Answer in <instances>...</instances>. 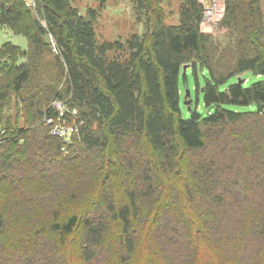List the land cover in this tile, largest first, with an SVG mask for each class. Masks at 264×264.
<instances>
[{"label": "trees", "instance_id": "obj_1", "mask_svg": "<svg viewBox=\"0 0 264 264\" xmlns=\"http://www.w3.org/2000/svg\"><path fill=\"white\" fill-rule=\"evenodd\" d=\"M180 1L169 23L135 0L146 30L99 41L98 9L0 0L28 41L0 48V264H264V79L233 81L264 75L263 0H225V43ZM186 64L205 113L182 101ZM56 100L69 140L46 120Z\"/></svg>", "mask_w": 264, "mask_h": 264}, {"label": "rangeland", "instance_id": "obj_2", "mask_svg": "<svg viewBox=\"0 0 264 264\" xmlns=\"http://www.w3.org/2000/svg\"><path fill=\"white\" fill-rule=\"evenodd\" d=\"M158 6L162 7L166 13V21L169 23H177L178 22V12L181 4L180 0H158ZM211 1V0H210ZM263 9H264V0ZM207 5H209V0L206 1ZM76 6H78L82 11H86L89 7L94 9H98L99 14L95 21V28L97 32V36L99 41L109 40V39H125L131 33L138 32L143 33L146 30L145 25V16L142 12L138 11L136 7L135 0H106L103 4L101 0H75ZM225 4V0H224ZM34 7V6H33ZM34 9V8H33ZM34 12V10L32 11ZM225 12V8H224ZM223 17L214 23L211 21L212 25L210 27L205 28V32L213 34L218 41L221 40L223 43L229 41L230 34L229 31L222 26ZM7 29L1 27L0 25V37H4ZM14 38H21L22 40H26L23 34L16 35ZM0 64L2 66L1 76H8V71H11V66L13 64V60L9 61V59H1ZM188 80L185 82L181 77V87H182V95L183 102L185 101V95L187 90L190 91L191 97L194 99L193 108L197 109L201 113H205L207 108L204 104V94L202 90H196V80L194 73L191 68L187 69ZM200 81L204 82V75L200 73ZM241 77H245L246 80L244 85L249 86L253 82L264 79V75H256L252 72H244ZM239 77L233 79V81H237ZM202 88V87H201ZM26 92L22 93H11V99L9 103L5 105V115L13 116L12 121H15V116L19 113L18 107L16 106L17 102H19L18 97L24 96ZM189 95L187 100L191 98ZM230 108H237L241 110H246L255 107L252 105H228ZM22 114H20L21 116ZM183 115L184 117H190L191 113H189L188 107L183 103ZM18 120V119H17ZM23 123V117L18 120V122Z\"/></svg>", "mask_w": 264, "mask_h": 264}, {"label": "built area", "instance_id": "obj_3", "mask_svg": "<svg viewBox=\"0 0 264 264\" xmlns=\"http://www.w3.org/2000/svg\"><path fill=\"white\" fill-rule=\"evenodd\" d=\"M24 1L30 6H34L36 4L35 0ZM201 1L205 6L203 18L201 21V28L202 31H204L206 27H210L212 25L211 21H214L215 23L223 17L225 4L224 0H209V5H207L206 3L207 0ZM54 105L58 111L57 116L59 120L54 122V118H52L51 116H47L46 120L50 123H54L52 127L53 133L59 134L66 140H69L71 135L77 130V128L74 125L66 123V121L63 119L66 115V111L68 110V106L63 101L59 100H56L54 102ZM1 132H5V129H2Z\"/></svg>", "mask_w": 264, "mask_h": 264}, {"label": "crops", "instance_id": "obj_4", "mask_svg": "<svg viewBox=\"0 0 264 264\" xmlns=\"http://www.w3.org/2000/svg\"><path fill=\"white\" fill-rule=\"evenodd\" d=\"M1 27H4L5 29H7V32H5L4 37H0V48L2 47V45L5 42H8V41H10V42H12L14 44H18L24 49L28 47V41L26 43V40H22L21 38H14V37H16V35H20V34L15 33L8 26L1 25Z\"/></svg>", "mask_w": 264, "mask_h": 264}, {"label": "water", "instance_id": "obj_5", "mask_svg": "<svg viewBox=\"0 0 264 264\" xmlns=\"http://www.w3.org/2000/svg\"><path fill=\"white\" fill-rule=\"evenodd\" d=\"M187 67H188V64H186V65H184V71H186V69H187ZM238 80L240 81V82H244L245 81V78H241V76L238 78ZM190 94V91L189 90H187V95H189ZM186 102L189 104V108L191 107V105H190V103L192 102V99L191 98H189V100H186Z\"/></svg>", "mask_w": 264, "mask_h": 264}]
</instances>
